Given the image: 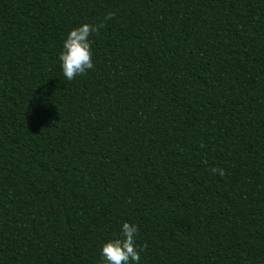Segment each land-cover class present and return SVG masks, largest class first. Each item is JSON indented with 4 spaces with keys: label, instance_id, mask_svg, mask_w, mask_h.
<instances>
[{
    "label": "trees",
    "instance_id": "trees-1",
    "mask_svg": "<svg viewBox=\"0 0 264 264\" xmlns=\"http://www.w3.org/2000/svg\"><path fill=\"white\" fill-rule=\"evenodd\" d=\"M125 222L139 264H264V0H0V264H105Z\"/></svg>",
    "mask_w": 264,
    "mask_h": 264
},
{
    "label": "clouds",
    "instance_id": "clouds-1",
    "mask_svg": "<svg viewBox=\"0 0 264 264\" xmlns=\"http://www.w3.org/2000/svg\"><path fill=\"white\" fill-rule=\"evenodd\" d=\"M115 13H108L104 21L112 20ZM105 22L85 23L73 30L67 36L63 51L59 56L64 76L69 80L85 75L94 68L91 37L98 35L105 26ZM201 148L206 145L201 142ZM212 174L226 175L222 168L213 167ZM139 228L135 224L125 222L122 226V238H116L105 243L102 247L101 258L105 264H139L141 252L147 249V244L138 245L137 235Z\"/></svg>",
    "mask_w": 264,
    "mask_h": 264
}]
</instances>
